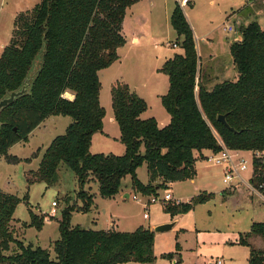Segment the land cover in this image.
<instances>
[{
    "label": "trees",
    "instance_id": "obj_1",
    "mask_svg": "<svg viewBox=\"0 0 264 264\" xmlns=\"http://www.w3.org/2000/svg\"><path fill=\"white\" fill-rule=\"evenodd\" d=\"M138 1L41 0L15 15L10 39L0 52V99L21 87L36 62L39 69L28 91L0 111V156L18 161L7 154L8 148L26 140L48 116H69L71 122L44 149L37 169L25 173L27 190L22 197L0 190V264L152 262V229L94 230L70 224L73 211L87 212L93 205L94 193L83 189L89 177L96 180L103 198L117 194L127 175L134 192L157 196L170 183L193 179L196 156L203 157L205 150L216 153L223 145L230 150L264 152V27L256 21L240 27L241 40L229 45L236 79L210 85L200 73L193 32L178 3L170 23L182 52L174 53L158 69L168 79L160 100L169 122L160 127L153 117L140 118L146 102L126 83L117 81L110 89L111 108L125 151L121 155L89 151L91 137L102 131L105 115L98 72L117 60V49L126 41L122 33L125 11ZM67 91L72 99L64 96ZM219 115L225 116L234 131L218 121ZM61 163L75 175L81 203L66 204L61 210L52 256L48 249L16 238L10 222L17 204L29 205L30 185L57 182ZM143 163L146 183L136 174ZM252 168L251 181L264 182L262 159L254 157ZM261 192L264 195V187ZM212 197V192H199L186 202L165 203L164 210L186 212ZM28 211L30 220L24 226L41 230L45 216ZM238 241L249 249L248 264H264V222H252Z\"/></svg>",
    "mask_w": 264,
    "mask_h": 264
},
{
    "label": "rangeland",
    "instance_id": "obj_2",
    "mask_svg": "<svg viewBox=\"0 0 264 264\" xmlns=\"http://www.w3.org/2000/svg\"><path fill=\"white\" fill-rule=\"evenodd\" d=\"M40 1L0 0V51L1 43H7L11 33L12 20L9 18V12L19 13L31 9ZM181 8L193 32L201 75L210 80V85L223 80L233 81L236 70L231 67L229 51V45L234 41L233 33L223 31L222 27L235 26V37L241 36L240 27L246 25L247 21H256L260 27H264V0H190ZM224 11L227 14L233 11V17H226ZM152 13L155 14V11ZM169 26L155 25L157 28L153 30L161 34L153 38L143 35L138 44L131 42V35L126 31L127 40L120 49V63H116L112 69L100 71L98 75L101 82L99 100L108 115L112 113L110 89L121 77H124L131 87L137 83L151 82L160 90L167 89L168 79L162 72L157 71V74L151 76L150 74L155 65L161 67L163 53L180 52V48L172 45L176 43L177 34ZM147 111L156 113V117L166 116L160 98L155 95L149 101ZM70 122L69 116H48L40 123L42 125L39 124L29 133L26 140H20L9 147L7 154L17 157L18 161H7L4 156H0V190L22 197L27 190L25 171L36 170L39 164V158H32L30 162L25 159L30 158L38 147L44 150L54 137L65 132ZM203 155L196 156L195 177L192 181L184 180L174 188L169 186L167 190L160 189L155 196L158 200L149 203L146 208L144 202L153 195H143L141 201L130 196L117 207L109 201L110 198H103L98 194L96 180L92 176L89 177L83 189L88 193L96 191L93 198L95 204L87 212L73 211L70 224L83 228L105 229L111 215L118 225L115 229L119 231H133L144 223H173L166 231H154L152 262L121 264H216L217 260L222 264H248L249 249L238 241L239 235L248 231L252 222H264V201L252 194L242 183L233 188H226L222 181V167L207 160L209 152H203ZM241 155L249 161L252 151ZM137 173L139 179L146 182V166L138 167ZM251 173L249 169L243 172L244 176ZM57 174L58 180L51 186L37 182L28 187L29 205L23 201L17 204L13 220L10 222V229L16 238L48 249L52 256L51 243L59 237L57 220L61 210L66 204L77 206L81 203L77 197L79 186L73 172L61 163ZM129 180L128 175L122 179L120 191L126 190L123 185ZM222 190L228 197H222ZM166 192L173 198L163 202L160 198ZM199 192H212L213 197L204 203L195 204L186 212L171 213L164 210L165 203L175 204L178 203L177 199L186 202ZM52 201L57 202L55 207L51 205ZM28 208L37 215L45 216L41 230L24 226V223L30 220ZM52 208L56 209L54 215L50 214ZM144 212L147 213L146 218L143 217ZM93 218L96 224L92 223ZM175 252L178 256L174 255ZM166 254L172 256L168 258ZM174 256L177 257V263L172 258Z\"/></svg>",
    "mask_w": 264,
    "mask_h": 264
},
{
    "label": "crops",
    "instance_id": "obj_3",
    "mask_svg": "<svg viewBox=\"0 0 264 264\" xmlns=\"http://www.w3.org/2000/svg\"><path fill=\"white\" fill-rule=\"evenodd\" d=\"M179 1L180 0H172V1H170V0H139L138 2L127 7V9L125 11L124 20L122 23V33L125 37V40H127L126 36H125L126 31H128L129 34L131 35V42L134 44L140 43V40H141V38H143V35H145L149 38L159 36L158 34H161V32L156 33L153 30V28H157V27H155V25L165 24L166 27H168V25H170L169 27H171V29L174 30L171 26V23H170V16H171V13L175 7V4H177V3L179 4ZM35 4H37V3H35ZM153 10L155 11V14L152 13ZM232 12L233 11H231L229 14H227V12H225L226 17L232 16L231 15ZM16 14H17V11H10L9 12V16H10L9 18H10V20H12V24H13V19H14ZM236 21H238V20H236ZM247 23H249V22L247 21L246 24ZM151 25H153L152 28L150 27ZM234 28L236 29L235 26H234ZM11 31H12V28H11ZM174 32H175V30H174ZM10 36H11V33H10ZM10 36L8 37V41L10 39ZM235 36H236L235 32H233V40H241V36L240 37L239 36L235 37ZM8 41H7V43H8ZM178 41H179V39L176 38V43H177L176 47L180 48L178 45ZM7 43H4V42L1 43V51H2V48ZM120 49H121V47H119L117 49V54H118L117 60H115L109 67H107L108 69L109 68L112 69V68H114V65L116 63H120V61H121ZM180 52H182L181 49H180ZM172 55L173 54H170V53H163L161 55L162 61L160 64L162 65L163 62L166 59H168L169 57H171ZM231 63H232L231 67L234 69L232 57H231ZM107 68L101 69L100 71L106 70ZM159 68L156 67V65H155L153 67V69L151 70L150 76L153 74H157L158 73L157 71ZM100 71L98 72V75H99ZM221 72L222 71H220L219 74H221ZM222 75H224V73ZM236 75L237 74L233 75L234 80L236 79ZM164 76L167 77L165 74H164ZM120 81H123L124 83H126L129 86L131 91L135 92L139 97H141L146 102L147 106H148V103L151 100V98L154 97V95L160 98L161 95L165 94L167 89H168V87H167L166 90L165 89L160 90L159 88H156V86L154 84H152L151 82H150V84L141 82L140 84L137 83L134 87H131L130 83L124 77H121ZM64 96L68 99L73 98V94L71 92H68V91L64 93ZM149 117L155 118L158 126H160V127L165 126L170 120V115L167 112H166V116L163 115L161 117H156V113L149 112V111H147V108H146V110L140 114V118L146 119ZM40 125H42V124H40ZM119 137H120V130H119V127L117 125V122L114 119L113 111L109 115L105 111V115L102 119V131L101 132H95L92 135L91 143L89 146V151L93 154H95V153H104V154L112 153L115 155H121L125 151V146L119 141ZM39 148H40V150L38 152V156L34 157V158H39V161H40V157H41L44 150L41 149L42 147H38L37 149H39ZM141 150H143V148H141ZM203 152H208V151L205 150ZM241 152L245 153L247 151H241ZM30 161H28V162H30ZM142 165L146 166L145 163H143ZM141 166H139V167H141ZM137 170H138V168L136 169V174H137V177L139 178ZM25 172H27V171H25ZM140 181L143 183H146L148 181V175L146 178V182L142 181L141 179H140ZM191 181H192V179H191ZM179 183H180V181L170 183L167 185V188L169 186H171V188H174ZM123 186L126 188V190L119 191L117 194H115L113 197H110V199H109V201H111L114 206L118 207V204L120 205L121 203H123L124 200H126V199L128 200L130 198V196H132L133 194H136V195L139 194L137 192H134L131 189L130 180L128 183L124 184ZM92 193L95 194L96 191H93ZM221 195H222V197H228L225 194V192H223V190L221 191ZM172 198H173V196H172ZM260 200H262V199H260ZM262 201H264V200H262ZM177 202H183V201H181L180 199H177ZM94 204H95V200H93V205ZM129 221H131V220H129ZM92 223L96 224L95 218H93ZM106 223H107V227L105 229H110V228L115 229V227L118 226V225H116L117 224L116 221H114L112 219V215ZM158 224H162V223H158V222L152 223V224H150V223L145 224L144 223V224H141L140 227H145V228H149V229L153 230V227L158 225ZM94 230H97V229H94ZM28 242L29 241L26 240L25 244ZM153 244H154V239H153ZM248 254H249V251H248ZM174 255L178 256V254L176 252L174 253ZM172 258L175 259V263H177V261H176L177 257L174 256ZM221 264H222V262H221Z\"/></svg>",
    "mask_w": 264,
    "mask_h": 264
},
{
    "label": "built area",
    "instance_id": "obj_4",
    "mask_svg": "<svg viewBox=\"0 0 264 264\" xmlns=\"http://www.w3.org/2000/svg\"><path fill=\"white\" fill-rule=\"evenodd\" d=\"M190 0H180V6H184L187 4ZM223 31L227 33H233L236 31L234 26L226 25L222 27ZM173 46H176V43L172 44ZM221 143V142H220ZM222 145V144H221ZM242 152L240 150H230L225 148L222 145V148L220 151L216 153L210 152L208 156H206L207 160L214 162L216 164H219L222 167V181L225 184L226 188H233L234 186L238 185L239 183H242L248 188V190L259 197L260 199L264 200V195L261 192V188L264 187V182H261L259 184H254L253 181H251L252 173L248 174L247 176H244L243 172L249 169L253 172V159L256 157L257 159H262V162H264V152H252V158L249 159V161L246 160L244 156L241 155ZM167 190V188H165ZM143 195L141 194H133L131 196L132 199L141 201V197ZM163 202L170 201L172 199V195L169 192H166L163 196L160 198ZM158 199L157 197L153 196L150 199H147L144 202V207L146 208L149 203H154ZM51 205L53 207L56 206V201H52ZM56 212L55 208L51 209L50 214L54 215ZM143 217H147V213H143ZM216 264H221L220 260L216 261Z\"/></svg>",
    "mask_w": 264,
    "mask_h": 264
},
{
    "label": "water",
    "instance_id": "obj_5",
    "mask_svg": "<svg viewBox=\"0 0 264 264\" xmlns=\"http://www.w3.org/2000/svg\"><path fill=\"white\" fill-rule=\"evenodd\" d=\"M38 69H39V62H36L35 63V69L32 70V72L23 79L21 87L19 89H17V90L9 92L5 97L0 99V111L5 106L11 104L17 97L24 95L28 91L30 83H31L32 79L34 78V76L36 75ZM217 119L222 124H224L227 128H229L230 130L234 131V129L227 124L224 115H219L217 117ZM172 225H173L172 222L158 224V225L153 227V231H155V232L166 231L169 228H171Z\"/></svg>",
    "mask_w": 264,
    "mask_h": 264
}]
</instances>
